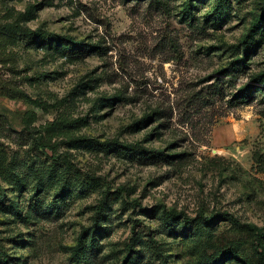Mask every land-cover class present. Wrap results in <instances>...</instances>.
Masks as SVG:
<instances>
[{
  "label": "rangeland",
  "instance_id": "374dc122",
  "mask_svg": "<svg viewBox=\"0 0 264 264\" xmlns=\"http://www.w3.org/2000/svg\"><path fill=\"white\" fill-rule=\"evenodd\" d=\"M263 71L264 0H0V264H264Z\"/></svg>",
  "mask_w": 264,
  "mask_h": 264
},
{
  "label": "trees",
  "instance_id": "16d2710c",
  "mask_svg": "<svg viewBox=\"0 0 264 264\" xmlns=\"http://www.w3.org/2000/svg\"><path fill=\"white\" fill-rule=\"evenodd\" d=\"M261 18H256L255 21L252 24L251 31L256 30L260 26ZM262 78H264V71L254 76L252 79L253 81H260ZM210 220V219H209ZM255 229H257L255 226H253ZM258 230V229H257ZM226 259V254H215L210 258V260L207 262V264H220L223 260Z\"/></svg>",
  "mask_w": 264,
  "mask_h": 264
}]
</instances>
